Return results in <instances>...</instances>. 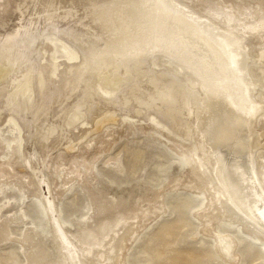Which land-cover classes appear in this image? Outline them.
<instances>
[{
    "label": "rangeland",
    "instance_id": "374dc122",
    "mask_svg": "<svg viewBox=\"0 0 264 264\" xmlns=\"http://www.w3.org/2000/svg\"><path fill=\"white\" fill-rule=\"evenodd\" d=\"M49 1L0 0V46L8 36L20 33L21 38L25 31L37 33L38 37L36 47L29 50V60L20 65L12 78L0 80V264H72L64 244L56 238L51 216L66 238L87 257L98 254L95 259L101 261L102 255L97 251L103 248H94L92 252L88 249L99 241L104 246L108 243L106 236L109 232L113 235L111 228L121 215L123 224L130 230L124 236L120 264H264V241L258 229L246 225L234 214L217 216L218 212L214 211L208 217L215 210L210 209L208 195L187 184L203 185L191 174L192 169L200 167L197 175L206 179L212 177V171L203 165L196 140H184L180 133L176 136L171 125L154 108L138 112L134 105L128 106L137 97H129L126 92L117 95L124 103L120 105L118 101L116 106L113 98L93 91L86 93L75 107V111H83V119L72 126H68L69 122L65 126L61 124L64 113L77 102L76 92L70 93L73 79L65 80L67 70L82 61L87 53L64 34L92 40L101 31L85 14L92 5L112 0H55L61 15L54 23H49L43 13ZM204 1L205 9L197 8L204 21L209 19L208 5L215 4L235 6L227 11L226 20L238 16L253 23L264 14V3L258 7L260 13L251 11L252 5L257 6L264 0ZM181 2L196 6L198 0ZM70 9L76 16L65 19L62 14ZM254 35V49L247 52V71L257 85L258 97L264 93V84L260 82L264 70L252 60H258L264 51V33L258 29ZM46 46L47 54L43 53ZM63 50L71 52L70 60L53 63L55 52ZM13 64L4 63L3 69ZM176 65L173 60L156 55L147 59L142 71L148 75L178 74L189 86L191 76L172 69ZM42 67H46L45 75ZM41 72L43 87L39 86ZM27 75L36 78L32 94L38 107L27 113L23 109L18 115L16 107L12 109L7 100L16 91L17 83L13 79L22 81ZM66 83L71 84L68 90L71 96L64 88ZM136 85L146 87L142 77L137 83L128 84L133 88ZM99 88L107 93L112 91L101 83ZM42 101L51 107L49 118L40 114ZM56 113L62 114L57 117ZM112 114H116L115 120L98 129L102 119ZM44 121L61 124L60 132L64 136L57 131L45 148L38 145L39 141L32 146V139L39 140L37 131ZM256 125L255 130L264 136L263 127ZM257 156V171L264 188V175H261L264 150L260 149ZM46 201L53 204L54 210L50 213L46 210ZM133 217L141 222L140 227ZM214 232L231 238L234 260L220 255Z\"/></svg>",
    "mask_w": 264,
    "mask_h": 264
},
{
    "label": "bare ground",
    "instance_id": "6f19581e",
    "mask_svg": "<svg viewBox=\"0 0 264 264\" xmlns=\"http://www.w3.org/2000/svg\"><path fill=\"white\" fill-rule=\"evenodd\" d=\"M55 2L50 0L45 4L47 6L43 13L49 23L61 15ZM262 3L264 1L257 6L252 5L251 11L260 13L261 9L258 7ZM205 4L204 0H198L196 6H186L181 0H112L92 5L86 10L85 18L91 19L101 31L99 34L90 41H84L79 36L63 33L69 36L68 39L74 45L84 47L87 53H84L82 61L67 70L65 80L70 82L73 79L74 87L70 91L71 84L66 83L64 88L70 93L76 92L77 102L70 111L64 113V123L61 124L65 126L69 122L68 126H72L83 119V111H75V107L90 92L106 94L107 98L109 96L114 99L116 106L124 103L118 100V94L126 92L129 97H137L128 106L134 105L138 112L154 108L171 125L176 136L180 133L182 139L189 141L194 138L199 145L203 165L211 169L212 177L206 179L197 175L200 167L194 168L191 174L201 180L203 185L188 183L187 186L206 192L210 199V209H215L209 212L208 217L214 211L218 212L217 216L237 215L246 225L258 229L264 241V188L261 186L259 170L257 171V152L264 150V136L255 130L256 124L264 129V93L256 96L257 85L250 79L247 71V52L254 49V31L259 29L264 33V14H260L253 23H247L238 16H234L233 20H226L227 11L233 10L235 6L215 4L208 5L209 19L204 21V16L197 8L205 9ZM39 5H42V1ZM188 7L194 15L186 10ZM245 10L248 11L249 8L246 7ZM62 16L65 19L72 18L76 16V12L70 9ZM209 26L213 27L212 30ZM25 32L20 35L21 38L18 37L20 33L8 36L0 46V80L10 76L12 78L20 65L29 60L30 48L36 47L37 33ZM43 53H49L47 46ZM260 53V58L252 62L258 63L264 70V51ZM55 55L53 63L61 59L70 60L71 52L56 51ZM156 55L173 60L177 65L172 69L189 74L190 85L178 74L161 72L148 75L142 71L147 59ZM45 58L49 60L48 57ZM9 62H14L13 66L3 69L4 63ZM45 68L42 67L44 75ZM42 72L39 77L41 87L44 83ZM32 77L27 75L22 81L13 79L17 87L7 103L12 109L16 107L18 115L23 109L27 113L38 107V101L32 94L36 78ZM137 77H142L146 87L150 85L148 90L142 85H136V88L128 86L130 83H137ZM260 82L264 84V78ZM100 83L113 92L102 91ZM69 91L66 93L71 96ZM20 98L23 101L21 104ZM39 106L40 114L49 118L51 107L47 102L42 101ZM79 110L82 112L79 113ZM85 110L87 109L84 108ZM61 114L56 113V116ZM115 116L116 114H112L102 119L98 129L114 121ZM61 124L44 121L37 131L39 140L32 139V146L39 141L38 145L45 148L57 131L64 136L60 132ZM52 127L55 130H50ZM261 175H264V170ZM37 185L35 182V186ZM45 204L47 212L54 210L53 204L48 201ZM133 221L139 224L138 227L141 226L136 218L133 217ZM123 222L121 215L111 228L113 235L109 232L106 236L109 240L105 246L99 241L88 249L92 252L94 248H103L102 251H97L103 258L99 261L95 259L98 254H94L92 258L87 257L69 237L66 238L51 216V223L56 228V238L64 244L72 264H120L124 239L130 230ZM216 234L214 232L220 255L234 260L231 238ZM120 241L123 242L122 245L118 244Z\"/></svg>",
    "mask_w": 264,
    "mask_h": 264
}]
</instances>
